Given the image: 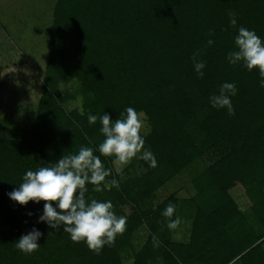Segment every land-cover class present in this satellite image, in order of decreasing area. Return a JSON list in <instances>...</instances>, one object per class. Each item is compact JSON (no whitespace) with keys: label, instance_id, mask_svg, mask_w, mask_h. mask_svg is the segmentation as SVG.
I'll use <instances>...</instances> for the list:
<instances>
[{"label":"trees","instance_id":"16d2710c","mask_svg":"<svg viewBox=\"0 0 264 264\" xmlns=\"http://www.w3.org/2000/svg\"><path fill=\"white\" fill-rule=\"evenodd\" d=\"M241 26L264 42V0H54L34 116L26 130L0 136V264H264V78L226 59ZM198 50L203 77L191 59ZM67 81L74 88L65 89ZM225 82L237 87L231 116L209 102ZM128 107L145 114L144 148L158 166L133 158L117 171L114 158L100 156L119 189L88 184L86 198L111 201L127 223L96 254L62 228L37 223L43 201L21 206L7 194L40 161L51 166L101 143V125L89 124V114L115 120ZM184 170L193 193L158 200V189ZM169 203L182 238L162 215ZM33 227L43 235L26 254L15 245Z\"/></svg>","mask_w":264,"mask_h":264},{"label":"clouds","instance_id":"9594fccd","mask_svg":"<svg viewBox=\"0 0 264 264\" xmlns=\"http://www.w3.org/2000/svg\"><path fill=\"white\" fill-rule=\"evenodd\" d=\"M230 26H236V14L228 13ZM209 39L207 45H212ZM201 51L193 53L191 59L198 76L203 77L202 69L205 63L199 57ZM227 61L231 65L242 64L247 70L257 69L264 78V42L252 30L245 27L238 28L234 37V49L227 54ZM264 87V79L261 80ZM237 94L235 83H223L218 94H213L209 102L213 108H224L228 115H234L235 110L231 97ZM83 115V112H81ZM89 124L99 121L100 132L104 139L93 147L81 146L77 153L61 155L51 166L40 161L41 166L36 170H27L22 177V183L9 192V198L21 206L29 201L39 203L43 201V214L38 221L44 222L50 229L62 228L68 233L73 242L84 241L87 247L99 254L105 245H112L116 236L126 230L127 217L117 216L113 211L111 201L87 199V185H93V191L101 192L105 188L119 189V181L107 180L112 174L106 169L100 156L112 157L117 171L127 166L133 158L149 163L152 168L157 167L155 155L144 148L145 140L141 130L146 129V116L128 107L121 113L119 119H111L107 113L102 115L89 114ZM146 134V132H145ZM98 152L100 155H96ZM55 205V207L53 206ZM175 213V205L169 203L162 215L168 218L167 227L175 229L179 218L171 219ZM29 216L32 213H28ZM43 234L33 227L25 235H21L15 247L26 254L36 251L40 244L38 240ZM154 244L158 245L156 237Z\"/></svg>","mask_w":264,"mask_h":264},{"label":"rangeland","instance_id":"374dc122","mask_svg":"<svg viewBox=\"0 0 264 264\" xmlns=\"http://www.w3.org/2000/svg\"><path fill=\"white\" fill-rule=\"evenodd\" d=\"M53 2L0 0V136L11 137L16 132L26 130L34 116L42 87L46 62V29ZM71 84V81H67L64 88H74L75 85ZM65 106L69 108L75 106V103L68 101ZM147 130L146 123V129H142L141 134ZM192 190L190 173L184 170L161 186L156 198L159 200L172 193L183 200L193 193ZM232 195L239 207L244 208V198L240 191L232 190ZM181 202L179 205H184L180 211L186 213L188 205ZM181 229L182 226H178L174 234L177 238L185 234ZM138 235L135 244L140 242L144 233Z\"/></svg>","mask_w":264,"mask_h":264}]
</instances>
